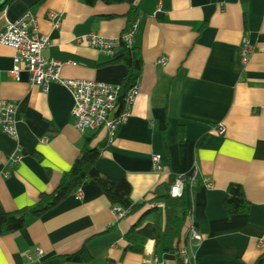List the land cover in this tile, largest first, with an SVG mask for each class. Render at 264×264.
<instances>
[{"label": "crops", "instance_id": "1", "mask_svg": "<svg viewBox=\"0 0 264 264\" xmlns=\"http://www.w3.org/2000/svg\"><path fill=\"white\" fill-rule=\"evenodd\" d=\"M27 9L50 36L43 56L64 64L62 78L119 86L127 66L111 64L113 55L92 48L86 37L116 39L141 20L134 37L143 56L139 95L114 140L97 133L99 170L127 180L139 204L179 175H195L196 184L185 189L192 214L180 237L166 239L167 251L155 253L157 220L162 229L166 223L162 202L117 221L101 187L88 180L81 198L73 193L25 228L2 235L0 264H144L150 257L179 264L175 248L183 247L188 264H256L264 255V0H14L0 13V32ZM49 12L63 15L59 27ZM246 39L253 52L244 65L240 46ZM14 54L0 43V100L17 107V136L0 125V214L33 207L42 193H53L93 136L75 129L67 88L31 85L26 71L14 77ZM18 148L21 161L14 164ZM231 184L242 186L246 213L226 208ZM132 229L138 242L145 241L142 252L129 249ZM79 254L92 258L80 262L73 258Z\"/></svg>", "mask_w": 264, "mask_h": 264}, {"label": "built area", "instance_id": "2", "mask_svg": "<svg viewBox=\"0 0 264 264\" xmlns=\"http://www.w3.org/2000/svg\"><path fill=\"white\" fill-rule=\"evenodd\" d=\"M61 14L49 12L48 18L55 28L59 27ZM140 19L133 21L127 32L116 39H108L98 34L90 33L87 43L92 48L114 55L115 51L122 43L128 47L134 46V37L138 32ZM0 43L7 45L15 50L14 65L12 74L16 79L23 71L29 74L31 85L47 88L49 82H57L67 88L73 96V108L71 116L75 129L82 135L97 134L101 131L106 132L109 142L115 139L119 129L125 125L130 116L131 109L139 95V81L126 93L121 95V86L112 85L101 81L85 79H64L61 76L62 62L45 58L43 50L51 44L50 36L39 31L38 19L31 9H27L14 21H8L0 32ZM253 52V45L246 39L241 43L240 56L242 63L249 62ZM160 62L166 64L167 58L161 57ZM17 107L16 103L9 100H0V125L3 131L11 137L17 136L16 130ZM219 134L225 132L224 126L217 129ZM21 161V149L18 148L17 154L13 157V163ZM155 167L159 169V156H153ZM196 184L195 175L191 178L186 175H179L175 178V183L171 189L173 197L182 198L187 186L194 187ZM213 184L207 182V186ZM74 194L81 198L83 193L81 188H77ZM117 221L127 216V211L121 207H113ZM193 234L197 235L198 230L193 229ZM195 244V243H193ZM42 253L41 249H38ZM184 264H188V251L185 247L179 251ZM144 264H162L157 257H150Z\"/></svg>", "mask_w": 264, "mask_h": 264}, {"label": "trees", "instance_id": "3", "mask_svg": "<svg viewBox=\"0 0 264 264\" xmlns=\"http://www.w3.org/2000/svg\"><path fill=\"white\" fill-rule=\"evenodd\" d=\"M14 0H7L0 5V13L5 7ZM86 4L93 5L98 0H83ZM108 4L124 3L127 0H103ZM134 11V9H133ZM111 64H125L127 74L121 83V95L126 93L137 83L143 69V56L141 51L136 47H128L122 43L115 51ZM97 134L86 138L82 154L73 164L71 170L64 173L62 179L53 193H42L39 202L33 207H27L19 211L0 214V237L4 234L21 230L27 226L31 218H39L47 212L58 206L61 202L71 196L77 188L85 181L93 180L101 187L104 195L107 197L113 207H121L127 211V215L133 214L143 208L147 203L160 201L164 204L166 223L164 229L160 227V221L157 228V239L155 253L160 249L167 251L165 241L169 237H180L182 228L187 218L192 214V205L189 198V192L185 190L182 198L171 195L174 180L162 182L145 198V202L134 203L131 199V185L125 179H113L102 175L99 170L101 153L96 147L94 140ZM229 197L225 200V206L230 214L246 213L249 204L243 195V188L240 184H231L228 188ZM156 212V210H155ZM30 219V220H29ZM157 219V217H156ZM129 249L132 251L142 252L145 248V241L140 240L132 229L127 235ZM178 257V263L184 264V261L175 248ZM74 256L80 262H89L91 256ZM256 264H264V255L260 257Z\"/></svg>", "mask_w": 264, "mask_h": 264}]
</instances>
